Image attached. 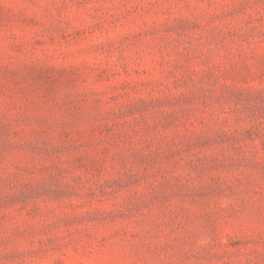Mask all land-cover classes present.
Instances as JSON below:
<instances>
[{
  "label": "rangeland",
  "instance_id": "obj_1",
  "mask_svg": "<svg viewBox=\"0 0 264 264\" xmlns=\"http://www.w3.org/2000/svg\"><path fill=\"white\" fill-rule=\"evenodd\" d=\"M0 264H264V0H0Z\"/></svg>",
  "mask_w": 264,
  "mask_h": 264
}]
</instances>
